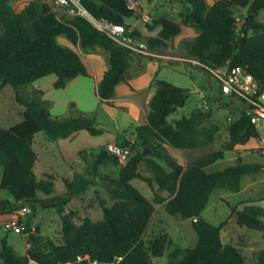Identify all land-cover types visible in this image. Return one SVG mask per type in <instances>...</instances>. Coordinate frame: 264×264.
Segmentation results:
<instances>
[{"label":"trees","instance_id":"1","mask_svg":"<svg viewBox=\"0 0 264 264\" xmlns=\"http://www.w3.org/2000/svg\"><path fill=\"white\" fill-rule=\"evenodd\" d=\"M172 1L185 8L181 13L182 24L161 18L146 26L149 31L159 28L156 36H145L137 29L131 36L144 41L148 51L158 53L169 47L183 26L193 28L198 35L192 41L183 42L187 58L198 61L210 74L208 68L220 69L226 65L245 70L258 83L262 91L258 94L260 97L264 92V23L258 22L256 17L264 10V0H220L211 6L207 0ZM82 3L98 20L131 27L129 21L135 12L127 0H83ZM235 7L249 8L240 29ZM0 31V92L7 86L13 87L17 102L25 107L21 123L8 129L0 128V193L6 191L14 199L13 202L0 200V215L11 216L22 208L34 213L37 208L55 209L63 229L61 242L56 243L31 233L28 226L25 233L29 234L30 247L24 255H19L6 239L1 240V264H76L79 258L86 256L100 264H154L153 258L166 255L169 258L166 264H264V251L257 254L254 262H248L240 248L222 241L224 223L216 226L203 217L216 190L239 193L246 177L264 170L261 164H241L219 172L206 171L224 159L226 152L251 139H260V131L251 116L243 112L245 105L239 107L244 99L235 94L224 96L220 87V94L227 102L217 99V103L234 116L228 126L229 139L219 150L184 168L168 153L167 146L191 151L213 145L221 128L213 122L210 112L202 110L170 119L186 106L190 90L156 79V93L149 103L146 123L135 129L143 149L133 153L117 178H102L112 204L108 206L106 201H101L103 219L95 221L82 217L77 210L67 211L74 197L85 196L92 180L81 173H75L71 179L63 177L67 191L58 192V175L43 172L38 177L36 173L39 158L34 142L36 135L42 132L48 141L58 143L81 130L93 137L102 135L103 131L94 118L80 112L53 118L50 103L42 99L44 92L37 90L39 96L29 99L23 87L55 75L54 87L63 89L69 81L89 76L80 54L59 42V38L64 37L74 46L102 48L109 53L110 66L98 86L102 103L109 105L117 86L127 81L133 52L101 32L87 18H60L52 5L41 0L31 1L21 12L14 9L10 0H0ZM147 150L151 151L148 157L144 155ZM85 152L87 150L80 151V157ZM92 153L94 173L103 164H120L106 147ZM143 163L151 176L140 171ZM134 179L146 182L153 190L158 188L168 193L169 198L156 194L154 202L148 200L131 185ZM258 202L261 201L251 202L239 211L233 209L232 213L240 227L264 236V209L256 205ZM155 203L164 204L171 216L192 221L198 235L194 248L175 245L168 233L146 244L144 235L154 216Z\"/></svg>","mask_w":264,"mask_h":264},{"label":"rangeland","instance_id":"2","mask_svg":"<svg viewBox=\"0 0 264 264\" xmlns=\"http://www.w3.org/2000/svg\"><path fill=\"white\" fill-rule=\"evenodd\" d=\"M31 1L33 0H10V3L17 12H21ZM41 1L52 5L60 18H71L63 9L56 7V0ZM207 1L211 6L220 0ZM134 3L135 7L133 10L135 13L133 19L136 17L135 19H138L145 26L153 25L155 20L161 18H170L182 24L181 13L185 8L177 2L172 0H157L150 6L145 5L142 0H134ZM234 14L237 18L238 29H240L245 18L249 15V8L235 7ZM256 20L264 23V10L258 13ZM147 22H150V24ZM158 29L156 28L151 33H146L147 35L156 36ZM197 35V30L183 26L180 35L174 38L170 42L169 47L163 49L161 52L153 53V55L134 52L131 56V69L129 72L132 76V83L130 85L121 83L117 87L114 100L109 105L91 102L88 108L80 107L81 110L83 109L84 115L96 119L104 135H107L108 132L115 135L119 145H127L128 142H133V153H136L142 150L143 147L137 141L135 129L138 125L146 123L145 114L149 111V105L146 104L145 99L149 94L156 92V89L151 84L156 79L166 81L176 87L190 90V98L186 106L179 109L170 119H180L183 116H189L194 110H202L210 112L213 122L221 128L219 137L213 145L191 151H179L167 146L168 153L178 164L187 168L200 157L219 150L222 144L229 139L228 126L230 119L234 116H230V113H227L228 110L217 103V99L226 101V98L221 96L220 86L214 76L203 70L196 63V60L187 58L183 42L192 41ZM59 42L77 51L88 70L92 73H95L96 68L98 71L100 69L106 71L110 66V55L102 48L83 49L80 46H74L64 37H60ZM94 59L96 60L94 61ZM140 68L141 71H139ZM54 77L56 76L45 77L41 82ZM80 79L85 80L87 78L80 77ZM131 86L136 90L131 99L136 103L139 101L140 106L132 101L125 100L131 93ZM23 91L29 99L39 96L36 94L37 89L31 85L23 87ZM68 94H70L69 91L57 90L54 87L48 92V95L53 98L56 96H67ZM42 99H44V95ZM228 101L233 105L231 100ZM243 104V102H240L239 107H242ZM55 107L51 113L53 118L67 116L61 102ZM24 111L25 107L20 105L16 100L15 89L11 86L5 87L0 92V128L8 129L21 123L24 119ZM258 130L261 134L260 139H251L248 143L236 147L233 151L226 152L224 159L208 167L206 171L214 173L223 171L230 166L241 164L264 165V123L258 127ZM91 138L95 140L96 137H82L80 135L75 139V141H78L74 145L75 150L82 147L87 148L83 149L87 150V152L78 158L74 148L68 150L67 159L69 161L74 160V163L66 165L60 161L61 157L57 153L54 157L45 152L44 146L40 142L47 139L46 134L44 132L38 134L34 148L39 155L42 165L38 164L36 166V173L40 177L41 173L46 170L51 174L58 175L60 180L57 183L56 190L62 193H66L67 191L62 182L63 177L71 179L75 173H81L90 178L93 183L85 196L74 197L67 211L77 210L82 217L88 216L98 221L103 219V210L100 207V202L106 201L108 206L112 204L111 198L107 193V188L102 184V178L107 176L117 178L124 164H103L98 168L97 173H94V158L91 151L99 152L101 148L106 147V144L94 149V141ZM51 146L55 148V145ZM146 152V157H148L151 151L147 150ZM140 171L145 176H151V173L146 169L145 163L141 165ZM1 173L2 168L0 167V175ZM131 185L152 202H154L156 194L169 198L168 193L160 191L157 187V189L153 190L146 182L140 179L132 180ZM0 200L14 201L13 197L6 191L0 193ZM257 201L261 202L256 203V205L264 209V170L253 176L246 177L242 182V190L239 193H232L224 189L216 190L212 194L210 202L203 213V217L213 225L219 226L224 223L221 235L222 241L240 248L248 262H254L257 254L264 251V236L262 233L240 227L237 224L236 215L234 212L232 213V210L236 209L239 211L247 204ZM155 209L152 221L144 235L147 245L164 233L170 234L174 239L175 245L183 249H191L197 245L198 235L193 228L191 220L169 215L164 204L155 203ZM13 222L19 223L20 226L24 227L22 233L18 234L10 229ZM28 226L31 228V233L49 238L56 243L61 242L63 232L62 220L55 209L44 208H37L35 213L30 209V213L21 216L19 220H16L13 215H0V241L6 239L7 243L19 255H24L30 247L29 234L25 233V229ZM1 249L2 246H0ZM168 261L167 255L152 259L154 264H166Z\"/></svg>","mask_w":264,"mask_h":264},{"label":"built area","instance_id":"3","mask_svg":"<svg viewBox=\"0 0 264 264\" xmlns=\"http://www.w3.org/2000/svg\"><path fill=\"white\" fill-rule=\"evenodd\" d=\"M130 7L133 9L134 0H127ZM83 0H56V7L64 9L70 16H82L87 18L97 29L109 36L116 43L124 46L134 52H141L148 55H153L152 52L147 50L146 45L132 37L131 34L135 30L134 27L127 28L125 25H117L112 22L98 20L93 17L88 10L83 6ZM201 65L198 61H196ZM211 74L221 87L222 94L224 96H232L235 94L244 99L243 112L251 116L252 123L258 128L264 123V104L260 102L261 96L258 97L262 91L258 83L254 80L252 75L248 74L241 68H232L226 65L220 69L208 68ZM233 123V118L230 119V124ZM133 142H128L127 145H119L116 142L106 145V150L109 154L115 156L121 164H126L127 161L133 155ZM30 213L29 208H22L15 215L16 220H19L21 216H25ZM9 227V226H8ZM10 229L20 234L24 230V227L19 223L13 222ZM86 262V263H85ZM76 264H100L97 260H92L89 256L79 258Z\"/></svg>","mask_w":264,"mask_h":264},{"label":"crops","instance_id":"4","mask_svg":"<svg viewBox=\"0 0 264 264\" xmlns=\"http://www.w3.org/2000/svg\"><path fill=\"white\" fill-rule=\"evenodd\" d=\"M157 0H154L152 3H149L147 2L146 0H142V2L147 5V6H150V5H153ZM58 9H61V8H58ZM64 10V9H63ZM65 12V10H64ZM136 18V17H135ZM130 19L129 23L132 27H134L135 29L137 30H140L145 36H150L147 35V33H151L152 31H149L146 26L144 24H142L141 22H139L138 19ZM150 24V22H147ZM147 32V33H146ZM159 33V29H158V32L157 34ZM152 36V35H151ZM67 46V45H66ZM96 59H94L95 61ZM95 69V68H94ZM97 69V68H96ZM95 69V73H92L88 70V74L89 76L88 77H85L87 79L85 80H81L80 77L78 78H75L71 81H69L66 85L65 88L63 89H57V90H63V91H69L70 94H68L67 96H59V97H51L48 95V92L52 89V87H54V84L57 80V77H54V78H51L45 82H41L45 79L42 78V79H39L38 81H36L34 84H32L31 86L34 87L35 89L37 90H41L44 92V99L47 100L49 103H50V111L51 113L54 111V109L56 108L55 106L58 105V103H62L63 105V108L65 109L66 111V117L68 116H71L73 114H76L78 112L80 113H83L84 114V111L83 109L81 110L80 107H90V103L93 102L94 104H102V101H101V98L99 97L98 95V86L100 84V82L102 81L103 79V76H104V73L106 71L104 70H101L98 71ZM131 69V68H130ZM141 71V68L140 70ZM130 72V70H129ZM128 72V76H127V81L126 82H123V83H126L128 85H130V83H132V76L131 74ZM95 76V77H94ZM95 78V79H94ZM154 87V82L153 84ZM119 86V85H118ZM117 86V87H118ZM152 87V86H151ZM55 88V87H54ZM155 88V87H154ZM56 89V88H55ZM156 89V88H155ZM117 90V88H116ZM134 93H136V90L134 87L131 86V93L129 94L128 98H126L125 100H128V101H132L134 103H136L133 99H131L132 96H134ZM156 93V92H155ZM154 94H149L147 96V98L145 99V102L147 105H149L151 99L153 98V96L155 95ZM116 95V94H115ZM115 98V97H114ZM114 98L110 101V104L111 102L114 100ZM139 101H137V105L140 106V103H138ZM229 111H227L228 113ZM148 112H146L145 114V120H146V116H147ZM61 118H64V117H61ZM96 120V119H95ZM97 122V121H96ZM98 124V127H99V123L97 122ZM139 126V125H138ZM100 128V127H99ZM102 130V129H101ZM82 136V137H91V135L86 131V130H81L77 133H75L74 135H72L71 137H69L68 139H62L60 140L58 143H52L50 141H48V139H45L43 141L40 142V144L42 146H44V150L45 152L49 153L50 155L54 156L56 155V153L58 155H60V161L64 162L66 165H70L72 163H74V160L73 161H69L67 159V156H68V150H71L72 148H74V145L77 144L78 141H75V139L78 137V136ZM38 135H36L37 137ZM36 137H35V142H34V145L36 144ZM93 137V136H92ZM91 140H93V148L96 149L98 147H100L101 145H107L109 143H113V142H116L117 143V139H116V136L109 133L107 135H100L98 137L94 139L91 138ZM51 145H55L54 147L55 148H52L53 146ZM82 147H79L75 150V154H77V157L79 158L80 155V151L83 150V149H87V148H82ZM35 149V148H34ZM36 151V150H35ZM93 152V151H91ZM37 153V152H36ZM38 155V154H37ZM38 158H39V155H38ZM77 158V159H78ZM40 164L42 165L40 159H39V162L36 164V166ZM36 169V167H35ZM43 172H47L49 173L48 171H43ZM51 174V173H50Z\"/></svg>","mask_w":264,"mask_h":264},{"label":"water","instance_id":"5","mask_svg":"<svg viewBox=\"0 0 264 264\" xmlns=\"http://www.w3.org/2000/svg\"><path fill=\"white\" fill-rule=\"evenodd\" d=\"M260 102H261L262 104H264V94L261 96V98H260ZM146 154H147V152L144 153L145 156H146ZM196 220H197V218H196ZM32 263H34V261H32Z\"/></svg>","mask_w":264,"mask_h":264}]
</instances>
